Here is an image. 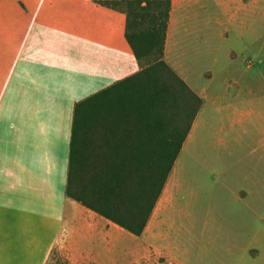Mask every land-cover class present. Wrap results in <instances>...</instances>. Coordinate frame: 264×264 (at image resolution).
I'll return each mask as SVG.
<instances>
[{"label": "crops", "instance_id": "obj_1", "mask_svg": "<svg viewBox=\"0 0 264 264\" xmlns=\"http://www.w3.org/2000/svg\"><path fill=\"white\" fill-rule=\"evenodd\" d=\"M102 1L118 0H0V264H45L54 249L64 250V238L81 251V241L95 232L106 239L117 227L64 193L74 106L141 71L124 37V15ZM251 3L232 0L228 9ZM205 6L171 1L163 51L202 100L200 110L207 88L193 85L185 43L207 28L199 20ZM126 109L124 119L105 116L99 133L140 135V113Z\"/></svg>", "mask_w": 264, "mask_h": 264}, {"label": "rangeland", "instance_id": "obj_2", "mask_svg": "<svg viewBox=\"0 0 264 264\" xmlns=\"http://www.w3.org/2000/svg\"><path fill=\"white\" fill-rule=\"evenodd\" d=\"M231 1L204 0L207 28L185 43L207 101L143 234L64 238L45 264H264V0Z\"/></svg>", "mask_w": 264, "mask_h": 264}, {"label": "trees", "instance_id": "obj_3", "mask_svg": "<svg viewBox=\"0 0 264 264\" xmlns=\"http://www.w3.org/2000/svg\"><path fill=\"white\" fill-rule=\"evenodd\" d=\"M171 1L96 2L124 15V37L141 71L73 109L65 197L135 237L145 231L202 106L163 60ZM127 106L140 113V135L99 133L105 116L124 119Z\"/></svg>", "mask_w": 264, "mask_h": 264}]
</instances>
